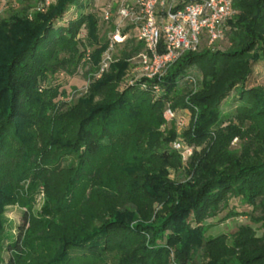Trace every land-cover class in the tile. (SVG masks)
<instances>
[{"label":"trees","instance_id":"1","mask_svg":"<svg viewBox=\"0 0 264 264\" xmlns=\"http://www.w3.org/2000/svg\"><path fill=\"white\" fill-rule=\"evenodd\" d=\"M9 4L0 15V213L15 201L19 182L30 180L49 197L32 238L25 228L31 217L23 214L6 263L0 229V264H19L26 250L37 248L48 251L42 264H264V85H252L256 67L264 66V0H232L224 50L203 40L161 77L123 92L117 89L125 71L144 49L135 25L121 28L126 39L113 46L122 51L96 77L115 24L110 20L100 34L95 0H53L34 11ZM87 64L88 90L74 99L61 77ZM234 90L235 110L225 112ZM167 108L189 111L187 129L160 132ZM143 119L148 125L141 130ZM176 140L193 147L183 168ZM122 145L127 156L138 153L147 162L141 193L123 208L78 211L87 188L88 200L109 188L101 178L113 167L104 160L118 158ZM55 147L65 150L48 173L41 168ZM64 156L73 158L68 167L61 165ZM50 173L61 178L58 196L48 191ZM228 209L225 220L250 222L212 236Z\"/></svg>","mask_w":264,"mask_h":264},{"label":"rangeland","instance_id":"2","mask_svg":"<svg viewBox=\"0 0 264 264\" xmlns=\"http://www.w3.org/2000/svg\"><path fill=\"white\" fill-rule=\"evenodd\" d=\"M122 0H95V7L93 12L96 14V16L99 18V26H100V34L102 35L107 29H109V21L105 20L104 17V11L109 10L113 14V23H116L117 17H116V10L118 8V4ZM42 0H10L8 8L14 7L19 10H28V9H35V6H39ZM16 6V7H15ZM7 8V10H8ZM34 11V10H33ZM7 11H4V14ZM71 17V14H68L64 19L67 21ZM112 20V19H111ZM109 36L111 33H108ZM86 32H83L81 34L82 38H86ZM111 37V36H110ZM122 43V42H120ZM228 44L226 41H222L215 50H224V48ZM122 46L114 45L112 49H110L107 52V55H109L110 59L108 61L107 68L104 69V71H108L110 68V64L112 62L113 56H118L120 52L122 51ZM106 57V54L104 55ZM103 57V58H104ZM137 57V56H136ZM134 57L131 59L126 71L125 76L122 79V82L118 86V92H123L125 89L130 87L132 84L136 82H140L141 80H144L145 77L143 76V72L141 69V65L139 60ZM91 64H87L85 66H80L78 69V72L73 77H61V84L63 88H67L70 92V96L74 97V99L83 96L86 94L88 90V86L90 83L89 78L85 76V74L90 69ZM255 78L253 79L252 85H264V66H258L255 69ZM103 71V72H104ZM101 72V73H103ZM100 71L95 75L96 77L100 76ZM192 73H195L194 71ZM237 91L234 90L230 97L223 102L222 109L225 112H233L235 110V107L237 105V102L234 100L237 97ZM175 113L174 118L168 120L165 119V124L161 126L159 129L161 133L167 134L168 132L176 131V132H182L190 125V113L187 110H173ZM148 125V122L146 119H143L139 125L141 130H143ZM131 145H133V141L131 140L129 142ZM179 143L177 140L173 142V148L174 144ZM182 149L180 151L176 150L178 153H180L179 160L180 164L183 168V166H186L188 163L190 157L193 154V147L187 146L184 142H181ZM125 147L122 145V152L120 153V156L118 158L113 159H106L104 160L106 162L105 165L113 167V171H105V173L102 175L103 182L109 185V188L107 186H102L104 188L103 191L100 192L98 195H94L91 199H86V194L89 193V189L87 188L85 196H83L80 201L79 205L77 207L78 211H82V213H85L89 211L90 209L95 212H100L104 208L107 207H115V208H123L124 206H127L129 204V198L132 194H139L142 191V187L145 183V179L143 177V166L146 165L145 159L142 157V155L136 158L137 154H134L133 156L131 154H128L124 151ZM65 149H60L58 147H55L52 149V152L50 155H47L45 157L44 164L42 165L43 168H41L43 171H47V167L51 169L52 162H56L61 154L64 153ZM147 152V151H146ZM145 155V154H144ZM146 156V155H145ZM142 158V159H140ZM72 157L64 156L60 159L62 167H68L72 164ZM134 159V160H133ZM137 159V160H136ZM132 162V163H131ZM134 162V163H133ZM14 164V163H13ZM12 164V165H13ZM47 164V165H46ZM2 166V165H0ZM49 173V172H48ZM49 181H48V191L50 195H56L58 196V193L62 189L63 185H61V178L55 177L50 174H48ZM63 181V178H62ZM59 187V188H58ZM58 188V189H57ZM14 202L10 204H5V206L2 209L1 214V222H0V229H3V234L5 235V241L3 242V245L5 250H2V256L5 260V263L8 261L9 253L7 251V244L8 241L14 240L18 234H19V228L23 224V214L27 213L30 215V221L25 226L27 235H29V238H32L33 236L40 233V220H41V211L43 208H45L47 203V198L49 197V194L47 196V192L45 191V188L40 186L38 189H33L30 187V180L26 182H19L18 186L14 188ZM58 192V193H57ZM60 196V195H59ZM63 196V195H61ZM239 210H248V209H239ZM229 212V209L221 213L218 218L216 219V225L213 226L211 229L210 234L212 236H217L220 234H233L237 228L242 224H247L250 222L249 217L246 216H236L234 218L226 219L227 213ZM35 245L39 246L38 241H35ZM56 245H48L50 250H54L53 248ZM48 253L47 249L44 251L42 249H36V250H26L24 254H22L19 264H42L44 262L43 254ZM113 254H111L112 257ZM110 257V258H111ZM111 260V259H109ZM4 263V264H5ZM88 264H95V262H89ZM97 264H100L97 262ZM192 264H204L202 260H196Z\"/></svg>","mask_w":264,"mask_h":264},{"label":"built area","instance_id":"3","mask_svg":"<svg viewBox=\"0 0 264 264\" xmlns=\"http://www.w3.org/2000/svg\"><path fill=\"white\" fill-rule=\"evenodd\" d=\"M10 0H0V15ZM53 0H42L37 7L43 10ZM235 15L232 0H122L116 10L115 31L110 34L113 43L123 42L121 34L125 25H135L138 41L144 49L137 55L146 79L161 77L184 52L196 51L203 40L215 49L225 38V24ZM105 20L113 19L109 10L104 11ZM109 49V50H110ZM108 50V51H109ZM106 53L100 73L108 66ZM175 113L167 108L164 118L170 120ZM174 144L178 151L181 141Z\"/></svg>","mask_w":264,"mask_h":264}]
</instances>
